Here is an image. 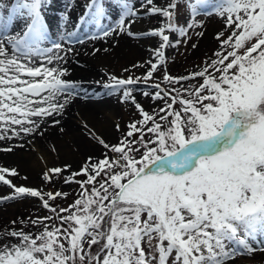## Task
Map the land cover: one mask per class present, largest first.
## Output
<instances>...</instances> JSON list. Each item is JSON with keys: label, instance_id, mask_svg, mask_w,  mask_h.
I'll use <instances>...</instances> for the list:
<instances>
[{"label": "snow or ice", "instance_id": "6c2138e0", "mask_svg": "<svg viewBox=\"0 0 264 264\" xmlns=\"http://www.w3.org/2000/svg\"><path fill=\"white\" fill-rule=\"evenodd\" d=\"M183 2L158 6L139 0L137 6L112 0L120 13L114 25L105 26L106 0H86L78 24L95 26L89 40L159 38L152 58L133 65L146 67L142 78L111 76L103 85L110 95L121 91V102L132 103L141 119L128 124L116 144L97 138L102 158L88 157L79 171L64 176L70 168L65 166L43 174L50 183L61 177L79 186L67 208L50 201L68 193L17 186L8 177H18V171L0 167V182L11 189L0 204L38 198L50 212L19 221L38 232H0V264H234L239 256L264 255V0H215L214 12L204 13L199 7L211 0H186L191 17L181 26L174 10ZM50 3L0 0V141L42 137V125L49 119L59 125L55 117L79 94L80 85L64 79L62 64L74 51L65 42L84 40L75 26L69 28L71 0L59 39H51L45 14ZM213 14L230 31L226 38L223 31L217 34L214 58L186 75L164 71L161 82L149 84L166 65L165 50L181 43L170 35L189 38L190 30L204 27L197 17ZM152 16L161 17L160 27L132 31L138 20ZM141 80L155 90L143 95L163 101V107L149 113L136 101Z\"/></svg>", "mask_w": 264, "mask_h": 264}, {"label": "rangeland", "instance_id": "374dc122", "mask_svg": "<svg viewBox=\"0 0 264 264\" xmlns=\"http://www.w3.org/2000/svg\"><path fill=\"white\" fill-rule=\"evenodd\" d=\"M74 2H77L79 5V10L74 21L75 27L78 29V34L80 38H83L82 40H84L85 37L95 33L96 29L95 26L93 27L91 25H84L81 27L78 24V18L84 11L83 5L85 4L86 0H71V4H73ZM133 2L138 6L139 0H133ZM168 2L169 0H166L165 4H167ZM192 2H195V0H192ZM106 3L107 8L109 10V16L104 22L105 26L114 25L116 19L119 16L120 9H116V5L112 3V0H106ZM214 3L215 0H211L208 5L200 6L198 10L201 13L214 12ZM66 4H69V0H51V3L48 8L51 9L54 6L62 7L63 5L66 6ZM174 11H176L178 14L179 25L184 26L186 20L190 22L191 12L190 9L186 7V0H184L182 6H179L178 9ZM212 16H198L197 19L204 25V27L202 29L190 30L188 34L189 38H180L178 34L170 35V38L173 42H175L177 39H180L181 43L178 47L168 48L165 50L166 65L161 66V70L154 73L153 80L148 81L149 84H151L152 82H161L162 77L164 75V71H167V73L172 76L186 75L191 73L192 71L198 70V66L202 67L206 61H209V58H214L213 53L220 50L219 41L216 39L217 34L223 31L225 34L224 38H226L230 34V31L225 29L224 23L222 21L221 27H219L215 31H212V29L210 30L211 33L209 35L212 36V40L215 41V45L211 47H208L207 45L204 47H198L197 41L202 39L204 35L208 33V31H206V22L208 18H211ZM59 19L62 21V14L59 16ZM48 22L50 24L51 38H54L53 36L55 34H57V36L59 37L61 32L52 29L50 19H48ZM16 25H18V27H21L19 22ZM160 26L161 25L157 26L156 28ZM149 28L154 29L153 26H144L142 28L143 31H140V33L147 31ZM200 31L203 32L202 36L197 35V32ZM129 38L133 40L146 41L142 44V49L146 52L145 57L143 59L139 57H137L136 59H132L130 57H127L123 53L120 55L114 54L108 57H102L98 59V69L104 72L105 74L100 76L99 80L97 81V84L92 83L95 84L93 86H88L84 88L80 86L79 94L78 96H76L77 98H80L82 100L84 99L86 101L111 100V103L113 104V109H111L109 112H107V110L102 111L97 120L101 123L100 125L103 129L97 128V126L91 124L89 120L81 119V117L77 116H72L71 119L74 120V122L77 123L78 127L80 128L76 131L78 132L81 139L88 144L87 146L79 147L77 145L78 138L76 140V137H74L72 134H66L65 130L63 129L65 128L63 124L62 127L56 126L52 124V120L49 119L46 124L55 128L56 131L59 132V134L61 135H59L57 139L50 141L48 144H41L40 146L30 151V153L33 155L32 158H35L41 166L39 169L35 170V178H30V175L27 176L26 174H22L20 172L19 166L10 164L8 161L5 162L0 159V167H7L10 169L15 168L18 171V177H8L13 180V183L15 185L27 186L44 192H55L56 190L66 192L68 193L66 199L57 198L54 202L50 201V203H53L54 206L67 208L77 198L79 186L75 183L66 185L63 183L61 177H57L55 182L50 183L43 179V174L47 172L48 169L53 167L64 168L65 166H70V168H68V170L63 173L64 176H68L72 172L79 171L88 157H92L94 159L102 158V153L104 152V149L98 143L97 138L103 139L106 143H109L110 145L116 144L119 139L122 138L123 134L128 130L127 125L133 121L141 119L138 110L134 107L132 103L121 102V91L117 90L110 95L109 92L111 90L103 87V85L110 83L111 76H116L118 78L124 79L128 78L129 75L133 76V78H142L144 76L146 72V67L134 68L133 65L144 64L146 60L151 59L152 49L157 47L159 42L155 44V42L157 41V37L142 36L139 39H134L132 37ZM58 39L59 38H56V40ZM193 44L196 45L195 48H193ZM80 45L81 44L79 43L69 45L67 42H65L66 47L71 46L74 50ZM74 53L75 51H73L69 55L72 56V54ZM125 69H127V71H125ZM69 81L71 80L69 79ZM199 82L202 83V79ZM186 83H196V81H189ZM163 86L164 85L162 84V87ZM144 91H149L150 93H152L155 90L150 87H146L145 82L141 80V82L135 86L133 95L135 96L136 101L140 103L146 111L152 113L154 110H158L159 108L164 106L163 101H154L151 95L145 97L143 95ZM111 114L114 115L110 116ZM85 125L87 127H85ZM116 125L120 126L119 131H117L115 127ZM61 129H63V131H61ZM145 138L147 139L148 137L146 136ZM60 145L66 147V151L62 149L63 152H61L59 149ZM8 146L9 145L7 144H3V146H1L0 144V148ZM69 156H72L76 159L75 164H72L68 161ZM77 179L82 180L85 179V177L81 176L77 177ZM10 193L11 189L8 186H4L2 182H0V197L9 195ZM48 215H50V212L42 207V204L38 200V198L25 199L22 201L13 200L7 203L0 204V232L11 230L13 228L19 230L21 227H23V230L25 232H38L40 229L35 226H32L30 222H26L25 224L21 225L19 221L21 219L28 221L29 217H45ZM14 220L17 221V223L15 225H12L11 222ZM4 242L5 239L0 238V245H2ZM12 242L15 241L13 240ZM230 264H233V262H230ZM234 264H264V255L256 253L254 257L239 256L234 261Z\"/></svg>", "mask_w": 264, "mask_h": 264}, {"label": "bare ground", "instance_id": "6f19581e", "mask_svg": "<svg viewBox=\"0 0 264 264\" xmlns=\"http://www.w3.org/2000/svg\"><path fill=\"white\" fill-rule=\"evenodd\" d=\"M166 0H155L158 6H164ZM68 4H66L67 6ZM72 5V12H71V24L69 25V28L71 29L73 26H75V19L77 12L79 10V5L77 2H74ZM66 6L63 5L62 7H52L51 9L48 8L46 10V17L50 19L51 27L55 31L61 32V20L59 19V16L65 11ZM116 9L119 10L118 6H115ZM50 9V10H49ZM49 10V11H48ZM109 12V10H108ZM161 17L160 16H152V17H146L143 20H138L135 24L132 25V31L138 32L143 31L142 28L144 26H153L155 29L160 24ZM206 31H208L207 34L204 35V37L197 41L198 47H204L208 46L211 47L215 45V41L212 40V36L209 34L211 33L210 30L215 31L222 25V19L218 18L215 14L211 18H208L206 22ZM94 27V25H91ZM20 26H15V30H19ZM150 29V28H149ZM148 29V30H149ZM9 35L14 34V31L10 29ZM89 40V39H88ZM146 41L142 40H133L127 35L122 34L118 37H109L103 40H96V41H87L75 48V53L69 55L67 57L66 63L62 64L63 68L67 69V73L64 78H66L68 81L69 79L75 83L82 84V88L93 86L97 84V81L99 80L100 76L105 74L104 72L100 71L97 66V60L102 57H108L111 55H120L125 54L127 57H130L132 59H136L137 57L143 59L145 57L146 52L142 49V44ZM159 39L157 38L158 43ZM95 48L101 49L100 52L96 53L94 52ZM104 49H107V51H104ZM95 83V84H92ZM84 84V86H83ZM81 88V89H82ZM92 90V89H90ZM111 109H113V104L111 103V100H96V101H86L82 100L80 98H74L70 106L67 108V110L63 113V115L56 116V119L60 120V124L56 126L62 127V124L64 125L66 134H72L74 137H76V140L78 142V146H87L88 144L81 139L78 132L76 130L80 129L77 125V123L72 120V116L81 117V119L89 120L91 124H94L99 129H103L100 125L101 123L98 120V117L102 111L109 112ZM114 114H111L110 116H113ZM53 124V123H52ZM44 128V135L36 136V137H24L23 140L21 139H12L8 141H0L1 146L3 144L9 145L8 147H13L14 151L11 153L0 151V159L3 161H8L10 164H14L16 166H19L20 172L22 174H26L27 176H31L30 178H35L36 176V169H39L41 166L36 161L35 158H32V154L30 151L32 149H35L36 147L40 146L41 144H48L50 141L57 139V137L61 134L56 131L55 128L48 124L42 125ZM75 140V141H76ZM24 144L23 148L18 147V145ZM60 144V143H59ZM3 148V147H1ZM88 148V147H87ZM59 149L61 152L66 151V147H63L62 145L59 146ZM63 149V150H62ZM68 161L72 164L76 163V159L72 156H69Z\"/></svg>", "mask_w": 264, "mask_h": 264}]
</instances>
